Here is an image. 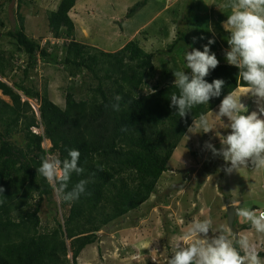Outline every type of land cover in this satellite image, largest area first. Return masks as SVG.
Masks as SVG:
<instances>
[{
  "label": "trees",
  "instance_id": "obj_1",
  "mask_svg": "<svg viewBox=\"0 0 264 264\" xmlns=\"http://www.w3.org/2000/svg\"><path fill=\"white\" fill-rule=\"evenodd\" d=\"M17 1L19 9L24 0ZM147 1L130 6L123 19L133 17ZM74 4L75 0H60L56 10L46 13L50 34L58 43L62 41L60 59L27 35L21 13L19 24L6 32L0 19V37H8L13 51L28 58L22 79L11 86L0 80L1 94L11 101L0 98V264H77L82 250L95 243L104 226L137 209L154 193L191 124L217 107L223 95L246 87L235 66L219 63L205 79H223L222 96L209 105L194 106L181 118L169 106L170 96L177 93L173 83L145 92V77L155 70L153 53L137 40L127 41L115 52L78 41L69 16ZM187 12L166 47L170 53L180 42L183 49L191 47L186 36ZM123 19L116 21L120 29ZM13 55L0 49V78L20 68L22 61ZM37 58L62 65L73 80L88 72L92 82L85 86L86 97L76 99L75 85H70L60 106L50 99L45 84L42 90L27 84ZM116 96L121 97L119 111L111 107ZM29 100L37 101V116ZM44 140L50 142L47 150L41 146ZM68 149L79 150V166L84 169L80 175L73 173L69 188L86 179V193L75 202L60 200L62 208L68 206L63 221L55 219L54 227L45 229L40 205L54 189L36 169L42 157L48 154L63 160ZM225 194L228 204L229 193ZM258 253L264 258V252Z\"/></svg>",
  "mask_w": 264,
  "mask_h": 264
},
{
  "label": "rangeland",
  "instance_id": "obj_2",
  "mask_svg": "<svg viewBox=\"0 0 264 264\" xmlns=\"http://www.w3.org/2000/svg\"><path fill=\"white\" fill-rule=\"evenodd\" d=\"M137 1L75 0L69 16L74 22L77 39L82 41L92 39L98 46H91L115 52L128 41L120 40L126 39V35L133 28L139 27V31L145 29L129 39L138 40L145 51L154 55L155 70L145 77L147 84L145 92L152 91L156 85L161 87L165 83H173V73L184 69L185 51H190L192 47L202 50V46L209 39L214 40L210 48L216 54L219 63H227L225 52L228 50V45L225 42L224 21L232 11L228 5L236 0H150V4L138 20L128 22L126 28L123 27L124 23L130 19H123L125 15L118 16L123 21L121 35H117L112 31L114 29L107 19L111 18L113 15L111 13L114 11L116 14H121L123 4L130 6L131 3L132 6ZM59 2L60 0H24L18 9L17 0H0L2 3L0 19L5 23L2 32L18 25V13H21L27 35L39 40L41 45L46 46L50 53L60 59L63 54L62 41L58 43L53 39L48 30L46 17L48 11L56 10ZM185 9L189 10L187 12L189 27L186 36L191 47L183 49L181 48L183 44L180 42L170 53L166 51V47L174 40L178 22ZM149 12L152 17L157 16L156 19H151ZM147 19L149 21L146 24ZM116 21H112V24L120 29ZM161 31L164 37L168 33V40L161 39L158 34ZM194 37L195 42H193ZM156 41L162 42L163 45H157ZM10 42L8 37L1 36L0 49L6 53L12 51L13 57L22 61L16 73L10 72L6 78H0L11 86L13 82L22 79V67L26 65L28 58L25 54L13 51ZM28 80L26 83H33L38 90H42L45 84L50 99L60 106H64L65 92L70 85H75V98L80 99L86 97L85 86L92 82L88 72L81 73L73 80L69 78L68 72L62 65L46 62L41 58L31 69ZM242 95L241 100L248 106L249 111L251 107L258 108L256 98L248 92ZM0 98L11 102L7 96L1 94V91ZM22 100L26 98L22 96ZM29 103L37 116V101L29 100ZM216 110L217 107L206 114L212 130L202 132L195 127L198 120L194 121L174 150L167 164L168 170L160 177L154 193L137 209L104 226L97 233L95 243L82 250L77 258V264H166L168 257L177 250L176 246L184 243L181 237L190 223L204 219L211 220L213 233L224 231L233 240L246 235L252 249L264 252V234L256 233L250 223L240 217L233 222V227L237 230V233H234L228 226L227 205L224 206L226 192L240 201L239 207L251 208V205H254L257 206V211H264V168L239 167L231 173L225 172L228 163L221 156L213 155L205 146L206 143H211L219 149L221 147L219 134L226 135L230 131L225 121L216 117ZM41 146L47 150L50 142L45 140ZM228 184L230 191L226 190ZM236 204L239 205L236 202L234 206H237ZM67 210L68 206L62 208L60 200L53 191L52 196L40 205L39 217L42 228H53L55 219L62 222ZM247 225L249 227L245 229ZM68 258H71L70 254Z\"/></svg>",
  "mask_w": 264,
  "mask_h": 264
},
{
  "label": "clouds",
  "instance_id": "obj_3",
  "mask_svg": "<svg viewBox=\"0 0 264 264\" xmlns=\"http://www.w3.org/2000/svg\"><path fill=\"white\" fill-rule=\"evenodd\" d=\"M228 6L232 11L224 21L229 34L225 59L239 70V79L246 84V88L229 92L220 99L215 114L225 121L230 131L226 135L219 134V149L211 143L205 146L213 155L221 156L228 163L224 170L231 173L249 164L264 168V0H236ZM195 40L194 37L193 42ZM213 43L214 40L209 39L202 50L195 47L186 50L184 69L190 71L181 69L173 73L177 93L170 96L169 106L181 118L194 106L209 105L210 100L222 96L225 81L217 78L209 82L205 79L219 64L210 48ZM244 92L256 98L257 110L249 111L241 101ZM114 99L116 103L111 105L112 110L119 111L121 97ZM195 127L202 132L212 130L205 114L199 116ZM79 158L78 149H68L63 160L47 154L41 158L36 169L62 202H75L86 193V179L69 188L73 173L80 175L84 172L79 166ZM233 208L235 214L250 223L256 233L264 234V211L250 207ZM181 239L184 243L176 246L177 250L168 257L166 264H264V258L251 248L246 235L233 240L224 231L213 233L210 219L191 222Z\"/></svg>",
  "mask_w": 264,
  "mask_h": 264
},
{
  "label": "crops",
  "instance_id": "obj_4",
  "mask_svg": "<svg viewBox=\"0 0 264 264\" xmlns=\"http://www.w3.org/2000/svg\"><path fill=\"white\" fill-rule=\"evenodd\" d=\"M153 1V0H152ZM150 4V0H149V3L148 4H146V6L144 7V8H142L138 13H136L132 18H130V20H128V21H126L125 23H124V28H126V26H127V23L128 22H134V21H136V20H138V18H139V16L145 11V9L148 7V5ZM130 6H131V3H130ZM129 6V4H123V6H122V9H123V11H122V13L121 14H116L115 13V11L114 12H112L111 14H113L112 16H111V18H108L107 19V21H108V23L110 24V26L112 27V29H114V30H112V31H115L116 33H117V35L118 34H120L121 35V32H122V29H119L118 27H116V26H114V24H112V21L114 22V20L116 21L117 19H119L118 18V16H122V15H124L125 13H126V9H127V7H130ZM165 7V6H164ZM108 12V11H107ZM156 13H157V11H156ZM155 13V14H156ZM154 14V15H155ZM149 16L151 17V19H156V17L157 16H154V17H152V14L150 15V12H149ZM149 16H148V18H149ZM71 18V17H70ZM135 19V20H131V19ZM149 20L147 19L146 21H145V23L147 24V22H148ZM104 23L106 22V21H103ZM124 30V29H123ZM142 30H145V29H141L140 31H142ZM140 31H139V27H135V28H133L129 33H128V35H126V31L124 30V32H125V35L127 36V38L126 39H124V40H120L121 42H125L126 40H128L129 41V39H131L132 37H135L136 35H139L140 34ZM145 32V31H144ZM148 32V31H147ZM162 32V33H161ZM161 32H158V34H159V36L161 37V39H163L164 41L165 40H168V33H167V35L164 37L163 35V31H161ZM75 38L77 39V37H76V32H75ZM150 38V37H149ZM134 39H136V38H134ZM78 40V39H77ZM80 40V42H82V43H85V44H89V45H95V46H98V44L97 43H95L94 41H92V39L90 40L89 39V41L87 40V41H82L81 39H79ZM78 40V41H79ZM94 40V39H93ZM150 40H152V39H150ZM225 40L227 41V38H225ZM138 41V40H137ZM225 41V42H226ZM156 43H157V45H163V43L162 42H160V43H158V41H156ZM227 43V42H226ZM125 44V43H124ZM123 44V45H124ZM140 45V44H139ZM99 48V47H98ZM101 49V48H100ZM242 88H246V87H239V88H237L236 90H234V91H238L239 89H242ZM242 101V100H241ZM255 101V100H254ZM256 103H257V100L255 101ZM262 106H264V105H262ZM248 107V106H247ZM257 108V106H254L253 108L251 107V109H250V111H255V110H257L256 109ZM252 109H254V110H252ZM252 189V188H251ZM254 189V188H253ZM227 190H229L230 191V185L228 184V188H227ZM228 197H229V204L228 205H232V206H234L235 205V203L236 202H238L239 203V205H237L238 207L241 205L240 204V201L239 200H236V199H234L233 198V195L231 194V193H229V195H228ZM233 200V201H232ZM227 205V203L224 205V206H226ZM227 205V206H228ZM251 208L252 209H255V210H258V208H257V206H254V205H251ZM238 218V216L236 215V214H234V221L236 220ZM233 221V222H234Z\"/></svg>",
  "mask_w": 264,
  "mask_h": 264
},
{
  "label": "water",
  "instance_id": "obj_5",
  "mask_svg": "<svg viewBox=\"0 0 264 264\" xmlns=\"http://www.w3.org/2000/svg\"><path fill=\"white\" fill-rule=\"evenodd\" d=\"M249 169H253L254 166L249 164L247 166ZM226 217H227V223L229 228L234 232L237 233V230L233 227V221H234V208L232 205H228L226 208Z\"/></svg>",
  "mask_w": 264,
  "mask_h": 264
}]
</instances>
